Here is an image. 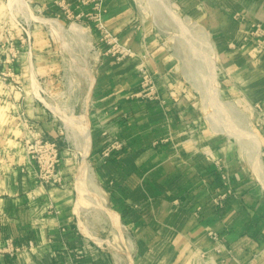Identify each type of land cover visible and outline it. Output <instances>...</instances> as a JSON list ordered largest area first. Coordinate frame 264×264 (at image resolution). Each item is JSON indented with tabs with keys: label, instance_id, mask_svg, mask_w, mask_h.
Returning <instances> with one entry per match:
<instances>
[{
	"label": "crops",
	"instance_id": "0c3cea01",
	"mask_svg": "<svg viewBox=\"0 0 264 264\" xmlns=\"http://www.w3.org/2000/svg\"><path fill=\"white\" fill-rule=\"evenodd\" d=\"M36 1L43 10L56 2ZM170 2L197 22L210 40L215 68L222 77L218 97L230 106L231 100L243 103L257 113L260 147L254 151L264 155V30L261 35L254 33L258 24L264 29V0ZM104 6L106 26L137 55L149 57L161 99L133 95L139 84V57L116 60L98 46L94 32L96 45L90 54L94 61L87 66L93 81L89 85L85 77L82 94L71 101L74 113L87 120V139L77 133L76 125L77 134L59 136L61 118L49 111L46 101L22 97L24 130L10 124V137L19 131L23 136L58 140L59 172L66 184H40L21 140L20 147L4 141L0 264H243L254 255L257 264H264V184L254 169L257 158L251 147H235L230 134L206 127L199 91L175 51L152 31L138 0H104ZM37 39L46 44L32 49L36 61L26 62L25 69L42 72V91L53 93L61 86L60 52L52 45L55 36L44 29ZM89 45L90 53L93 44ZM112 139L121 140L122 148L103 158L101 152ZM84 162L87 174L90 170L104 190L101 202L107 207L98 205L107 209L113 225L129 235L121 251L100 237L94 239L88 227L77 222L92 195L85 191L78 205ZM76 166L78 180L73 174ZM259 166L262 169L264 164ZM223 171L234 191L217 206L214 197L226 190L220 177ZM208 228L225 238L226 249L214 251ZM5 239L19 248L13 255L1 252Z\"/></svg>",
	"mask_w": 264,
	"mask_h": 264
},
{
	"label": "rangeland",
	"instance_id": "374dc122",
	"mask_svg": "<svg viewBox=\"0 0 264 264\" xmlns=\"http://www.w3.org/2000/svg\"><path fill=\"white\" fill-rule=\"evenodd\" d=\"M70 2L71 11L77 15L83 8L77 5V0H70ZM138 2L143 10V15L145 14L144 16H147L146 19L150 22L152 31L158 33L160 41L166 47L175 51L180 65L185 69L184 73L188 80L199 91L205 109L203 117L206 127L230 134L235 147H251L258 164V166H254V169L261 168L259 165L260 163L264 164V155L254 151L255 147H260L256 128L257 113L243 103L239 104L231 100L230 106L227 100L220 95L218 97L217 86L222 77L215 68L211 55V42L202 31L201 26L189 17L182 15L177 8L171 5L170 0H138ZM38 5L36 0H0V147H4L3 144L6 140L12 147H17L19 140L23 146L27 147L31 140L34 141L38 137L36 134L23 136L18 133L19 131L17 134L12 133L10 137L8 125L11 124L13 129L21 127L24 130L21 111L25 105L22 102V97L46 101L45 103L52 109L49 111H53L57 117L61 118H59L61 121L59 136L65 137L68 132L76 133L75 125L79 123L77 118H81V124L85 125V122L87 124V120H84L80 113H74L75 105H72L71 101L82 94L85 77L88 78L89 85L93 81L92 74L87 76V66L91 60L94 61V56L90 54L94 53L93 48H95L90 24L83 18L77 19L73 15L68 17L64 9L56 2L48 6L47 10L41 9V6L39 8ZM53 18H61L66 20V23L63 25V22ZM54 23L61 27L50 25ZM144 24L146 25V21ZM42 29L46 33L49 32L50 37L55 36L52 45L60 52L61 70L58 78L61 86L53 93L42 91L44 89L41 86L40 74L42 72L25 69L26 62L34 63L36 61L32 49L43 47L46 44V41L37 39ZM207 40L209 41L206 42ZM88 42L89 46L93 44L90 53L87 49ZM148 59L147 56L145 60L149 67ZM30 128L34 129L32 125ZM251 135L258 138L257 142L254 143L251 140ZM262 170L264 171V167ZM13 171L11 169V173ZM73 174L77 176V166ZM85 174L87 173L81 169L80 177L85 183L86 192L87 194L92 193L93 196L90 194V197L86 199L83 212L77 216V222L80 224L83 221L81 225L84 223L88 227V229L84 228L94 239L100 237L102 241L111 243L112 249L121 251L124 247L120 246L122 242H128L129 235L125 229L122 230L121 227L113 225L111 222L113 219L110 220L108 214L98 205L102 201L101 196L104 195L98 178L90 170L86 176ZM78 187H80V183ZM101 203L107 207L103 202ZM5 241L7 242L6 239ZM3 251L10 253L11 246L5 243L1 248V252Z\"/></svg>",
	"mask_w": 264,
	"mask_h": 264
},
{
	"label": "built area",
	"instance_id": "2783aa9c",
	"mask_svg": "<svg viewBox=\"0 0 264 264\" xmlns=\"http://www.w3.org/2000/svg\"><path fill=\"white\" fill-rule=\"evenodd\" d=\"M77 2V5L83 8L77 15L73 14L71 11L70 0H62L60 2L56 1V4L64 9V12L68 17L73 15V17H76L77 19L83 18L87 21L90 24L91 32H95L96 34L98 46H101L107 54L112 55L116 60L119 61L128 57L138 56L139 84L133 95L148 100L161 99L160 93L156 88L153 74L145 60L147 55H137V52L134 51L132 47L124 43L118 33H114L106 26L104 21V13L106 11L104 0H77ZM53 19L63 22V25L66 23V20L61 18ZM50 25L61 27L55 23ZM263 30V27L258 24L254 33L256 35H261ZM29 37L30 34L28 33V38ZM257 107L259 106L257 105ZM120 148H122V141L119 139H112L102 150L101 156L103 158H109ZM26 149L30 159L34 162V175L40 184L45 186H65L66 181L59 172L62 162V151L56 139L38 136L34 141L31 140V143L26 147ZM220 177L226 187V190L214 197L213 200L217 206H222L225 199L234 191L228 173L223 171L221 172ZM207 233L214 243L213 249L215 252H221L226 249V240L221 234H219V232L212 228H208ZM7 244L11 246L10 253L12 254L19 249L13 244L12 239H8ZM256 257L257 255H254L248 262L243 264H257L255 261ZM238 264H241V262L239 261Z\"/></svg>",
	"mask_w": 264,
	"mask_h": 264
},
{
	"label": "bare ground",
	"instance_id": "6f19581e",
	"mask_svg": "<svg viewBox=\"0 0 264 264\" xmlns=\"http://www.w3.org/2000/svg\"><path fill=\"white\" fill-rule=\"evenodd\" d=\"M57 21V20H56ZM52 23V22H51ZM59 23V22H58ZM60 24V23H59ZM205 33V32H204ZM201 36H202V34H201ZM203 37V36H202ZM203 39V38H202ZM204 39H205V37H204ZM209 40H207L206 42H208ZM206 42H204V43H206ZM211 44V43H210ZM205 45H207V43L205 44ZM209 48H210V46H209ZM208 48V49H209ZM206 49H207V47H206ZM210 51V50H209ZM210 55V54H209ZM207 56V55H206ZM209 57V56H208ZM86 114V113H85ZM85 114H82V115H85ZM76 116H78V115H76ZM75 119V118H74ZM80 119L81 118H77V122H79V123H76V130H78L77 131V133L79 132V133H82V135L84 136V138H86V131H85V125L84 124H81V122H80ZM76 132V131H75ZM77 133H75V134H77ZM82 135H80V136H82ZM79 136V137H80ZM82 136V137H83ZM75 137H77V135H75ZM78 137V138H79ZM88 137V136H87ZM250 138H251V140L255 143V142H257V137L256 136H253V135H251L250 136ZM87 139V138H86ZM85 139V140H86ZM87 141V140H86ZM82 142V144H83V142H84V140L82 141H80V143ZM79 143V142H78ZM85 143V142H84ZM79 146L81 147V144H79ZM83 146V145H82ZM260 162V161H259ZM83 165L81 166V169L85 172V173H87V170L89 169L88 168V165L86 164V162H84V163H82ZM254 165L255 166H258V164H257V162H255L254 163ZM257 170V173L259 174V177H260V179L262 180V182L264 183V174H263V171H262V169L260 168V167H257L256 168ZM87 174H85V176H86ZM90 175V174H89ZM88 177V176H87ZM89 179V178H88ZM80 180H81V178H80ZM82 181V180H81ZM85 182H86V180H85ZM85 183H83V181H82V184H81V186H80V193H79V202H78V205L80 206L81 205V202H82V197H83V195H84V193H85V189H83V186H85L84 185ZM88 186V185H87ZM86 187V186H85ZM83 190H84V192H83ZM104 210H107V209H104ZM81 223H82V221H81ZM81 227H82V225H81ZM83 228V227H82ZM87 229V228H86Z\"/></svg>",
	"mask_w": 264,
	"mask_h": 264
}]
</instances>
